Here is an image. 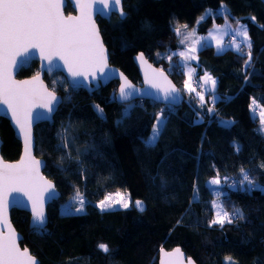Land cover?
Here are the masks:
<instances>
[{
	"label": "trees",
	"instance_id": "16d2710c",
	"mask_svg": "<svg viewBox=\"0 0 264 264\" xmlns=\"http://www.w3.org/2000/svg\"><path fill=\"white\" fill-rule=\"evenodd\" d=\"M66 6V14L73 12ZM222 6L231 23L246 26L251 49L216 52L204 44L197 51L192 65L202 102L198 89L183 87L187 76L177 54L183 46L175 28L186 25L205 34L213 18L223 22ZM207 9L214 15L198 22ZM123 10L124 19L115 14L97 20L110 63L139 84L134 56L143 53L172 78L183 102L177 107L144 99L121 103L115 98L118 81L89 93L70 88L60 73L46 76L62 105L52 125H36L34 148L60 197L48 205L42 232L30 227L29 213L11 211L12 224L23 235L20 245L40 264H158V250L174 247L198 264H225L229 257L236 264H264V131L257 116L264 108V0H123ZM37 70L33 61L18 78ZM204 73L216 80L215 99L198 79ZM158 115L164 125L149 147L145 139ZM0 139L3 159L17 160L21 144L5 118ZM242 169L254 178L251 191L241 182ZM217 174L221 183L211 185ZM232 179L238 182L234 187ZM112 192L126 193L131 205L102 211L97 204ZM79 193L84 210L61 212V204ZM135 200L144 203L143 213L133 209ZM214 201L231 223H212ZM237 210L242 218H236Z\"/></svg>",
	"mask_w": 264,
	"mask_h": 264
},
{
	"label": "snow or ice",
	"instance_id": "6c2138e0",
	"mask_svg": "<svg viewBox=\"0 0 264 264\" xmlns=\"http://www.w3.org/2000/svg\"><path fill=\"white\" fill-rule=\"evenodd\" d=\"M64 2L65 0H0V105L7 106L4 115H7V111L10 110L11 119L19 126V131L23 133L25 142V158L19 164L0 162V222L7 224L10 193L23 192L32 201V210L35 213L33 227L37 232L44 231L45 227L43 212L38 204H42L43 190L51 188L52 185L39 176L40 162L30 154L32 110L34 107H41L51 112L53 103H57V101L53 93L43 89L42 86L36 87L39 81L38 76L32 81L24 82H17L13 79L12 70L16 66L17 57L27 55L30 49H37L49 64H52L54 58L62 60L73 77L86 78L89 75L94 77L97 72L103 73L108 66L106 50L92 19V3L79 0L80 15L66 17L62 11ZM120 4L121 0H111L112 10L116 11V6ZM108 7V0H100L98 11L104 14V9ZM119 14L124 15L122 7L119 9ZM177 31L179 30L177 29ZM233 31L243 38L242 42H246V46L250 50L251 42L246 26L241 25L239 29ZM236 48L240 50L239 43L236 44ZM195 51V46H193L188 52H181L180 56L184 60L195 59L194 55H190ZM138 59L144 62L143 54H140ZM248 59H251L250 51ZM159 75L163 77V72H160ZM164 79L166 80V77ZM189 79H191V71ZM204 79L208 81L211 80V77L206 76ZM149 83L152 87L160 89V85L151 80ZM211 83L214 87L216 81L211 80ZM185 87H189V85L186 84ZM130 88L132 85L127 78H124V83L119 88L122 101L130 97L131 93L127 91ZM162 90L164 99L167 100L169 91L174 92L175 88ZM189 90L195 91L194 88H189ZM197 96L200 101H204L203 94L197 92ZM97 108L102 114V109H99V106ZM208 111H212V109L209 108ZM163 125L164 120L157 121V127L153 128V134L145 141L147 146L155 145ZM241 173L243 177L241 182L247 183L248 191L253 190L254 178L243 169ZM209 183L219 185L221 183L219 174ZM41 185L43 188L40 187ZM255 187L259 186L255 185ZM260 190L264 191V188ZM78 203L80 207L75 211L82 212L85 201L79 194ZM116 205L126 209L129 207V200L124 194L116 193L115 196H106L98 206L104 211L112 209ZM135 206L141 211L143 210L141 201H136ZM217 208L219 210L212 223L221 226L225 221L231 223L232 217L224 212L220 205H217ZM236 218H242L240 210H237ZM8 229L7 235L0 233V264H37L35 257L27 249L21 251L15 230L10 225H8ZM98 248L105 254L110 251L106 244H99ZM228 259L231 260V257ZM189 264L192 262L189 261Z\"/></svg>",
	"mask_w": 264,
	"mask_h": 264
},
{
	"label": "water",
	"instance_id": "95a60500",
	"mask_svg": "<svg viewBox=\"0 0 264 264\" xmlns=\"http://www.w3.org/2000/svg\"><path fill=\"white\" fill-rule=\"evenodd\" d=\"M84 2L92 3V19L95 22L96 28L98 29L100 40L103 43V46L106 50L107 55V67L104 69L103 73L97 72L95 76L92 75L85 77H73L68 69L67 66L64 65V62L62 60H59L58 58H54L52 64H49L47 60H45L39 53V50L37 49H30L27 55H22L17 57L16 66L12 70V77L17 82H24V81H32L37 76L39 77V81L36 84L37 88H40L42 86L43 89H46L48 92H51L55 95L57 103H53V111L49 112L45 108L41 107H34L32 110V122H31V130H30V136H31V145H30V154L31 156L40 162L39 166V176L43 177L45 181H48L52 187L43 190L42 195V204H38V207L42 209L44 220H45V227L48 226V212L47 207L52 202L58 200L60 197V191L56 189L55 184L52 180H50L47 176L44 174V168L46 161L42 158H39L35 155V137H34V130L36 125L42 124L44 122H47L48 124L52 125L53 118L55 112L58 110V108L62 105V96L55 91H52L49 86L48 82H46L45 77L52 78V76L56 73H60L62 76H64L65 81L68 83L69 87L72 89L78 88L86 90L87 92L91 93L94 89L100 87V86H107V84L118 81V87H117V93H116V101H120L121 103H129L131 101L135 100H153L154 102L162 105H170V106H179L183 102V95L178 88L171 77L168 76L165 70L162 68L156 67L150 60L147 59V57L144 56L143 53H138L134 56V63L136 65V68H138V73L141 78V81L139 84H135L131 79L127 78L126 75L121 71L120 68H116L110 63L109 58V50L108 47L105 46L103 37H101L100 28L98 26L97 20L98 19H106L109 20L112 15H119L121 19H124L126 14L123 10L124 15L121 16L119 14V9L122 7L123 9V0H121V4L116 6L117 10L113 11L111 7V0H108L109 7L104 9V14H101L98 11V8L100 7V0H84ZM69 4L72 6L73 12L66 14L65 8L66 5ZM63 14L67 16H79L80 10H79V0H65L64 6H63ZM140 54H143L144 56V62H141L138 57ZM33 61H36L38 63V70L37 73L32 75L28 78H18V75L20 74L21 69H27L30 67L31 63ZM160 72H163V77L159 75ZM166 77V80L164 79ZM124 78H127V80L132 85V88L127 89L128 92L131 93L130 97L127 100H121L119 95V88L124 83ZM149 80H151L153 83H156L160 85V89L154 88L149 83ZM172 87L175 88V91H169V99H164V91L162 89H171ZM6 105H0V118H5L9 121L10 127L13 128L14 136L17 138L21 144V153L17 160L10 162L7 160H4L1 156V145H2V139H0V162L6 163V164H19L22 159L25 158V142H24V136L23 133L19 131V126L15 124V121L11 119V112L10 110L7 111V115H4V112L6 110ZM43 188V185L40 186ZM140 200H135L133 202V209H136L138 212L143 213L145 211V205L143 204V210L141 211L139 208L135 206V202ZM20 210L25 213H29L30 219L29 224L31 228L33 227L34 217L35 213L32 210V201L29 200L28 196L25 195L23 192H12L8 196V207H7V224L0 222V233H3L7 235L8 233V225L11 226L12 229L15 230L16 236L18 239V245L23 251L24 249H27L30 252V249L28 247H23L20 245V242L23 240V235H21L20 232L17 231L15 226L12 224L11 221V211L13 210ZM177 250H179L177 252ZM158 258L157 262L158 264H189V261L192 262V264H198L193 258H188L185 252L180 247H174L172 249H164L161 248L158 250ZM167 253V255H165ZM32 255V254H31ZM33 256V255H32ZM35 257V256H33ZM37 264H40L39 260L35 257Z\"/></svg>",
	"mask_w": 264,
	"mask_h": 264
},
{
	"label": "rangeland",
	"instance_id": "374dc122",
	"mask_svg": "<svg viewBox=\"0 0 264 264\" xmlns=\"http://www.w3.org/2000/svg\"><path fill=\"white\" fill-rule=\"evenodd\" d=\"M219 10H220L221 14H223V13H225L227 11L224 6H222V8L219 9ZM212 14H213V11L207 9L206 12L203 15H201V17L198 19V22H200L202 19H205L208 16H212ZM213 21H214V23L212 24V26H210L207 29L206 33L202 34V35H199V33H197L195 31L196 28L190 30L186 25H180L179 27L175 28V32H176L177 35H179L180 43L183 46V48H181V50H178L177 54L180 55L181 52H188V50L192 46H196L197 42L200 43L202 41L206 45H209V46H212V47L214 46L216 52H223L227 48L235 50V49H237L236 48V44L237 43H239L240 46L241 45L246 46V42H242L243 38L240 37L239 35H237L233 31L234 29H239L240 26L243 25L242 22H236V23L233 24V23H231L230 20H228V18H227V16L225 14H223V22L218 23L217 21H215V18H213ZM177 29L179 31H177ZM247 32H248V30H247ZM231 37L233 38V41L229 43L228 40ZM248 37H249V34H248ZM194 39H198V41H195ZM182 40L184 41L183 43L181 42ZM190 55H194L195 56L194 53H190ZM179 59H180L179 60L180 64L184 66L185 75L187 76L183 87H184L185 91L191 92L189 90V88H193L191 84H192L194 78L196 77L195 73H194L195 72L194 71V66L192 65V63L196 59L184 60L183 57H181V56H179ZM190 71H191V79H189V72ZM56 74H59V73H56ZM206 76L211 77L209 74L205 73L204 76L200 75L198 79L200 80L202 86H204L206 92L207 93H211V97L216 98L215 97L216 83H215V86L213 87L212 83H211V80H214V79L211 77V80L205 81L204 78ZM186 84L189 85V87H185ZM192 92H194V91H192ZM195 92H197V91L195 90ZM260 111H261V113H260L261 127H263V129H264V108L261 107ZM253 113H254V111L252 110V114ZM158 120H163V117L158 115V118L156 119V122H155V124L152 127L150 135L145 139L146 141L153 134V128L157 127V121ZM116 193H121V192H112V194H108V195L115 196ZM122 194H124L128 198L129 206H130L131 205V199L129 198V196L126 193L122 192ZM79 196H81L80 193H79ZM213 204L215 205V216H216L217 211L219 210L217 208V205H220L222 210L225 212V210H224L223 206L221 205V203H219L218 201H214ZM97 205H99V204H97ZM78 207H80V205L78 203V194H77L76 196L71 198L69 200V202L62 203L61 206H60V210H61V212L65 213V214L80 213V212L75 211V209L78 208ZM118 208L123 209V207H121L119 205H116L112 209H118ZM112 209H108V210H112ZM83 210H84V205H83ZM224 263L225 264H236L235 260H233L232 258H231V260H229L228 258H225Z\"/></svg>",
	"mask_w": 264,
	"mask_h": 264
},
{
	"label": "built area",
	"instance_id": "2783aa9c",
	"mask_svg": "<svg viewBox=\"0 0 264 264\" xmlns=\"http://www.w3.org/2000/svg\"><path fill=\"white\" fill-rule=\"evenodd\" d=\"M233 41V38L231 37V38H229V40H228V42L230 43V42H232ZM192 87H195L196 89H198L199 90V93H201V94H204V91H203V89H202V87H200V84H199V82L196 80V79H194L193 80V82H192ZM260 113H261V111H260V109L257 111V116H259L260 115ZM238 184V182L236 181V180H231L230 181V185L231 186H236Z\"/></svg>",
	"mask_w": 264,
	"mask_h": 264
},
{
	"label": "crops",
	"instance_id": "0c3cea01",
	"mask_svg": "<svg viewBox=\"0 0 264 264\" xmlns=\"http://www.w3.org/2000/svg\"><path fill=\"white\" fill-rule=\"evenodd\" d=\"M195 41H198V39H194ZM194 41V42H195ZM205 43L202 41V42H200V43H198L197 42V44H196V46H195V49H196V51L194 52V54H195V57H196V53H197V51L201 48V47H203V45H204ZM193 47V46H192ZM196 59V58H195ZM194 61V60H193ZM182 67H183V70H184V66L183 65H181ZM194 71H195V69H194ZM195 73V72H194ZM205 75V73L203 74V76ZM251 105L252 106H255L256 105V102L255 101H252V103H251Z\"/></svg>",
	"mask_w": 264,
	"mask_h": 264
}]
</instances>
